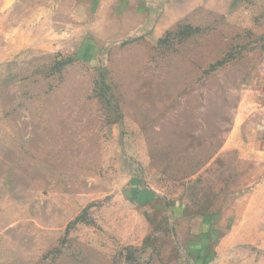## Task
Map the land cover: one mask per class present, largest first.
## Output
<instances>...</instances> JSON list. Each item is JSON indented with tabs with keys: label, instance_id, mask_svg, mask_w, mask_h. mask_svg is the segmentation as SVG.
<instances>
[{
	"label": "rangeland",
	"instance_id": "obj_1",
	"mask_svg": "<svg viewBox=\"0 0 264 264\" xmlns=\"http://www.w3.org/2000/svg\"><path fill=\"white\" fill-rule=\"evenodd\" d=\"M262 68L264 0H0V264H264Z\"/></svg>",
	"mask_w": 264,
	"mask_h": 264
},
{
	"label": "crops",
	"instance_id": "obj_2",
	"mask_svg": "<svg viewBox=\"0 0 264 264\" xmlns=\"http://www.w3.org/2000/svg\"><path fill=\"white\" fill-rule=\"evenodd\" d=\"M257 79H258V76L256 77V80H254V86H253L254 101L252 102V105H253L252 107H253V111H256L255 116L257 117V121L261 125L260 128H262L261 129V130H263L262 132H264V98H260V96H259ZM232 142H233V140L228 139L224 142L223 145H229Z\"/></svg>",
	"mask_w": 264,
	"mask_h": 264
},
{
	"label": "built area",
	"instance_id": "obj_3",
	"mask_svg": "<svg viewBox=\"0 0 264 264\" xmlns=\"http://www.w3.org/2000/svg\"><path fill=\"white\" fill-rule=\"evenodd\" d=\"M257 86L260 98H264V68L258 74Z\"/></svg>",
	"mask_w": 264,
	"mask_h": 264
}]
</instances>
